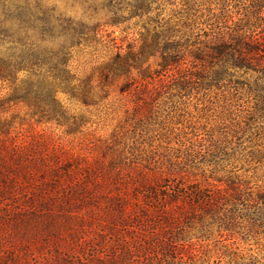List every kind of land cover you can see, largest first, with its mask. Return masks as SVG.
I'll return each mask as SVG.
<instances>
[{
    "label": "rangeland",
    "instance_id": "obj_1",
    "mask_svg": "<svg viewBox=\"0 0 264 264\" xmlns=\"http://www.w3.org/2000/svg\"><path fill=\"white\" fill-rule=\"evenodd\" d=\"M29 1L33 9L40 2L41 9L56 18L89 26L106 23L100 26L99 40L92 46L75 49L70 61L71 72L79 78L77 82L91 78L95 102L86 105L69 94L59 95L67 110L85 119L79 130L72 134L55 123H39L22 103H5L7 110L0 112L12 123L5 138L16 150L0 155L6 160H0L5 174L30 189L50 178L56 166L73 160L83 171L75 180L76 186L85 190L83 194H70L63 200L66 205L54 207L55 213L38 214L32 221L26 220L27 224L25 220L16 224L17 217L0 211V253L18 250L32 264H48V256L55 255L53 251L73 257L77 250L87 249L100 233V201L101 196L105 197L102 189L93 186L102 182L108 185L118 177L108 161L123 146L131 151L128 158L121 160L122 165L127 163L123 166L139 155L144 162L190 171L193 179L230 191L237 185L254 189L264 185V120L256 115L254 96L234 81H213V67L208 63L202 67L200 61L187 55L194 43L216 30L214 20L200 17L197 4L219 12L227 0L190 1L188 9L183 0H157L156 10H162L161 17L165 19L135 17L119 25L110 24L114 16L104 6L108 0ZM232 3L238 7H231L232 26L257 20L240 19L245 15L237 13L238 9L246 11L243 8L249 7L251 0ZM148 27L159 32L169 28L173 39L184 44L187 52L170 68L164 69L158 64L160 59L150 58L149 63L133 69L131 77L139 86L133 96L121 91L123 79L107 80L99 66L114 54V45L125 51L130 44L139 45ZM11 90L0 80V100L6 99ZM103 139L114 140L108 152H103ZM128 174L125 169L120 175ZM83 181L86 183L80 186ZM87 185H91L90 189ZM88 195L92 198L82 202L81 197ZM219 204L218 214L240 205L226 198ZM236 222L233 230L222 225L219 228L218 222L211 224V239L197 243L198 256L193 264H264V232L244 217H237Z\"/></svg>",
    "mask_w": 264,
    "mask_h": 264
},
{
    "label": "trees",
    "instance_id": "obj_2",
    "mask_svg": "<svg viewBox=\"0 0 264 264\" xmlns=\"http://www.w3.org/2000/svg\"><path fill=\"white\" fill-rule=\"evenodd\" d=\"M183 1L188 9L190 1L200 0ZM156 2L108 0L104 6L113 13L114 21L110 24L119 25L135 17L165 19L161 17L162 10L157 11ZM232 2L227 0L219 12L197 4L200 17L214 20L216 30L206 34L205 40L194 43L186 54L200 61L202 67L206 63L211 65L213 81L227 79L246 87L256 101V115L264 120V0H251L250 6L243 8L246 11L237 10L245 15L240 19H257L239 26L229 22L234 16ZM37 3V9H33L29 0H0V80L12 89L6 99L0 100V112L7 110L5 103H22L30 108L37 122L55 123L73 134L85 119L67 110L59 95L69 94L86 105L95 102L96 92L89 83L91 78L77 82L79 78L71 72L70 61L75 49L92 46L99 40L100 26L106 22L89 26L72 19L56 18ZM173 37L169 28L159 32L148 27L139 45L130 44L126 51L114 45V54L100 64L99 70L107 80L123 79L121 91L134 96L139 86L136 78L131 77L133 69L149 63L150 58L160 59L158 64L166 69L185 56L184 44ZM186 76L185 79L191 81ZM11 125L10 120L0 116L2 156L16 151L5 138ZM102 141L103 152H108L114 140ZM129 152L123 146L108 161L118 174L114 181L93 186V189H102L105 196H101L100 201V233L93 237L87 249L74 252L76 259L56 250L54 257L48 256L51 259L48 264H193L198 256L196 245L211 239L210 225L214 222L220 223L219 228L222 225L226 230H233L238 223L236 218L244 217L264 232V185L256 189L237 185L230 191L197 181L190 171L144 162L139 155L123 166L127 163L122 165L121 160L128 158ZM0 160L6 162L1 156ZM4 162H0V211L5 216L17 217L16 224L24 220L27 224L41 213H55L54 207L60 203L66 205L63 200L70 194L85 191L84 187L76 186L75 180L83 171L73 160L56 166L50 171V178L30 189L18 185L3 172ZM125 169L129 174L121 176ZM87 187L90 189L91 185ZM91 198L82 196L81 201ZM222 198L235 200L239 208L218 214ZM24 262L32 264L18 250L0 253V264Z\"/></svg>",
    "mask_w": 264,
    "mask_h": 264
}]
</instances>
